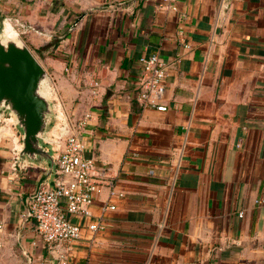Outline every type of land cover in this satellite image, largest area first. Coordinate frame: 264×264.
<instances>
[{"label":"crops","instance_id":"obj_1","mask_svg":"<svg viewBox=\"0 0 264 264\" xmlns=\"http://www.w3.org/2000/svg\"><path fill=\"white\" fill-rule=\"evenodd\" d=\"M7 24L72 115L93 114L87 155L121 171L124 197L103 213L97 196L105 229H84L71 264H264V0H0ZM155 54L166 111L137 100L141 58ZM18 136L2 121L0 264H59L64 248L27 214L54 177L16 162Z\"/></svg>","mask_w":264,"mask_h":264},{"label":"built area","instance_id":"obj_2","mask_svg":"<svg viewBox=\"0 0 264 264\" xmlns=\"http://www.w3.org/2000/svg\"><path fill=\"white\" fill-rule=\"evenodd\" d=\"M178 1L161 0V6L177 10ZM18 25L24 30H35L33 26ZM141 62L143 71L137 85L138 102L144 108L166 111L163 99L168 63L157 54L142 57ZM92 119L93 114L88 112L74 124H66L60 152L55 156L57 167L54 185L41 186L29 200L27 214L36 222L39 236L45 242L64 248L59 256V264H71L73 244L82 238L85 228L93 232L105 229L104 216L96 218L92 209L97 196L108 193V201L103 209V213H106L116 209L112 200L125 195L118 188L120 169L106 162L100 164L86 153L82 133ZM75 218L87 219L89 222H76Z\"/></svg>","mask_w":264,"mask_h":264},{"label":"water","instance_id":"obj_3","mask_svg":"<svg viewBox=\"0 0 264 264\" xmlns=\"http://www.w3.org/2000/svg\"><path fill=\"white\" fill-rule=\"evenodd\" d=\"M52 85L51 76L19 34L9 36L0 28V124L7 120L20 136L16 162L46 164L47 178L55 176L57 167L54 148L45 147L53 144L46 129L58 111Z\"/></svg>","mask_w":264,"mask_h":264},{"label":"rangeland","instance_id":"obj_4","mask_svg":"<svg viewBox=\"0 0 264 264\" xmlns=\"http://www.w3.org/2000/svg\"><path fill=\"white\" fill-rule=\"evenodd\" d=\"M14 25V24H13ZM0 28L4 29V25H0ZM53 87V97H54V103L57 104V109L58 111H54V113L50 116V122L47 126L46 129V135L50 136V139L52 140L53 144H45L46 149H53V154L56 156L60 152V141L63 140L65 137V126L67 123L74 124L79 117L72 115L73 114V109L76 107L75 102L76 101H71L67 102L65 101L66 106L63 104L61 100H59L55 95V85H52ZM70 106V107H69ZM20 139V136H18ZM62 137V138H61ZM55 141H54V140ZM21 142V140H20Z\"/></svg>","mask_w":264,"mask_h":264},{"label":"bare ground","instance_id":"obj_5","mask_svg":"<svg viewBox=\"0 0 264 264\" xmlns=\"http://www.w3.org/2000/svg\"><path fill=\"white\" fill-rule=\"evenodd\" d=\"M5 31H6V33H7L9 36H13L14 33H15V31H14L12 25H10V24H7Z\"/></svg>","mask_w":264,"mask_h":264}]
</instances>
